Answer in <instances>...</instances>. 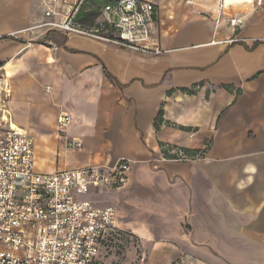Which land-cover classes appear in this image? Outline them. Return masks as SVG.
Masks as SVG:
<instances>
[{
	"label": "crops",
	"instance_id": "0c3cea01",
	"mask_svg": "<svg viewBox=\"0 0 264 264\" xmlns=\"http://www.w3.org/2000/svg\"><path fill=\"white\" fill-rule=\"evenodd\" d=\"M148 1L160 55L45 27L65 21L62 0H0V97L11 90L40 174L131 161L122 188L89 199L115 208L116 228L138 241L136 264H264V0ZM209 143L203 155L162 154L161 144L175 154Z\"/></svg>",
	"mask_w": 264,
	"mask_h": 264
},
{
	"label": "built area",
	"instance_id": "2783aa9c",
	"mask_svg": "<svg viewBox=\"0 0 264 264\" xmlns=\"http://www.w3.org/2000/svg\"><path fill=\"white\" fill-rule=\"evenodd\" d=\"M85 0H62L64 22L44 24L68 35L103 41L127 51L160 55L151 47L155 5L148 0H104L94 27L76 22ZM57 13L49 11L46 17ZM58 15V14H57ZM234 24H241L234 20ZM0 97V264H97L101 250L119 238L116 210L100 208L90 192L122 188L131 163L91 165L45 175L35 171L34 139L15 126L7 108L11 90ZM71 115L62 112L67 129ZM82 148L79 140L68 142Z\"/></svg>",
	"mask_w": 264,
	"mask_h": 264
},
{
	"label": "rangeland",
	"instance_id": "374dc122",
	"mask_svg": "<svg viewBox=\"0 0 264 264\" xmlns=\"http://www.w3.org/2000/svg\"><path fill=\"white\" fill-rule=\"evenodd\" d=\"M92 8L96 9V8H98V6H93ZM241 8L248 9L250 7H241ZM241 8L240 7L239 8L233 7V9H235V10H240ZM97 11L100 12L101 7L98 8ZM101 20H102V18L100 19V21ZM182 157H184V154H181L178 156V158H180V159H182ZM187 158L189 159V157H187ZM130 163H131V161H130ZM118 189L103 187L99 191V192L103 191V193L100 194L99 196L97 194L92 193L91 199L94 201H97L98 199H100V200L106 199L107 196L110 195L109 193H115ZM106 193H108V194H106ZM112 242L113 243L109 247L106 246V247H104V249H102L101 258H103V259H102V262H100V263H102V264H124V262L127 261L128 258L129 259H128L126 264H136L137 263L135 258H132L131 253H129L131 251L133 252V250H134L132 248L133 245L134 246L137 245L138 241L136 239H132L131 236H128L127 234L122 235L120 233L119 238H117L116 240H113ZM218 244L219 243L216 244L217 247H218ZM220 244H221L220 246H222V243H220ZM127 256H128V258H126ZM257 258L258 257H253V255H249V257L248 256L242 257L240 261H241V264H252L253 262H256L259 260V259L257 260ZM176 264H209V263L204 262V261L199 262L196 260L188 259V260H185V262L180 261Z\"/></svg>",
	"mask_w": 264,
	"mask_h": 264
},
{
	"label": "trees",
	"instance_id": "16d2710c",
	"mask_svg": "<svg viewBox=\"0 0 264 264\" xmlns=\"http://www.w3.org/2000/svg\"><path fill=\"white\" fill-rule=\"evenodd\" d=\"M105 5V1L104 0H85L83 5L81 6L80 11L77 13L76 15V22L82 24L81 22L84 21H91L93 24L95 23V19L97 18V14L98 11L97 9L100 7H103ZM93 6H98V8H92ZM91 8V9H90ZM85 9H90L89 12H84ZM83 25V24H82ZM96 26L95 24L93 25V27ZM11 37H6L5 39H8ZM104 70L105 73L107 75V77L113 81V82H117L114 80V78L112 77V75L109 73L108 69L106 68V66H104ZM183 91H187L191 94H193L195 92L194 89L191 90H187V89H183ZM165 119H164V112L162 110H160L159 116L157 117V119L155 120L154 126L156 128L157 131H160L161 128L160 126L164 123ZM178 129H182L185 131H193V128H187V127H181ZM162 146V154L164 156V158H170V159H179L178 155L182 152L184 155L187 156H196L198 154L203 155L204 153H206V151L210 148V143L208 144V147L204 150H189V149H181V150H177V153L175 154H171V148H165L167 146H165L164 144H161ZM173 149V148H172Z\"/></svg>",
	"mask_w": 264,
	"mask_h": 264
}]
</instances>
